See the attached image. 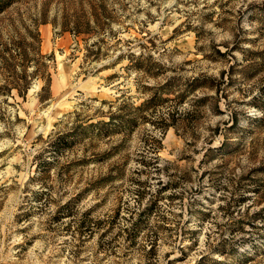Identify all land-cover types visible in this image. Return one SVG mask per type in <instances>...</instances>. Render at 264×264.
<instances>
[{"label":"rangeland","instance_id":"obj_1","mask_svg":"<svg viewBox=\"0 0 264 264\" xmlns=\"http://www.w3.org/2000/svg\"><path fill=\"white\" fill-rule=\"evenodd\" d=\"M16 9L45 18L50 95L40 77L0 93V264H263L264 0H23L1 44ZM4 64L0 84L23 82ZM154 94L134 127L78 139L30 180L47 140Z\"/></svg>","mask_w":264,"mask_h":264},{"label":"trees","instance_id":"obj_2","mask_svg":"<svg viewBox=\"0 0 264 264\" xmlns=\"http://www.w3.org/2000/svg\"><path fill=\"white\" fill-rule=\"evenodd\" d=\"M23 0H0V15L4 14L7 9H9L12 5L20 3ZM25 10L16 9L14 11V16L10 17L9 23L12 29L21 28L22 32L18 34L16 40L7 42L5 44L0 43V58H4V69H7L8 76L10 78L22 79L23 82H13V83H2L0 84V93L2 94H10L11 90H14L15 93L24 98L26 91L29 87V81L26 78L31 77H40L42 84L40 85L37 93L36 98L38 102H43L46 100L49 95V74L46 70L47 63L46 60H49L51 57L50 54H42L39 49V32L38 26L45 21L44 16L36 17V16H29ZM25 19L29 20V29L23 25ZM18 31V29H17ZM215 53L219 56H223L227 49L224 51H218L217 49L214 50ZM259 54L262 55V63H264V50L261 51ZM2 55H6L5 57ZM35 57L40 58L41 61L38 62ZM31 64L33 66L32 70L29 73H25L26 67ZM230 65L229 67H231ZM16 69L19 73H16ZM222 76V72L220 73ZM219 81L217 79L211 77H196L193 78L191 83H194L192 86H206L208 88H213L214 93H217L216 84ZM184 97V94H178L175 96L177 103L181 102ZM163 97L158 94H154L149 98L144 99L139 104L132 106L127 109L128 112L124 114L119 113H110L106 120L98 119L94 122H87L85 124H75L72 126L70 132L65 134H59L46 141V144L43 146L41 151L33 156L34 160V174L30 177V180H39L44 177V175L48 174L50 168L54 165V160L56 156L62 152L64 148L70 147L74 144V142L78 141V139H82L83 137H106L116 133H121L127 131L134 127L137 123V113L141 110H147L150 108H154L156 105H159L163 101ZM126 106H119L118 109H126ZM144 116L141 117L143 119ZM2 118L0 114V119ZM168 121L172 120V114H167ZM264 119V116L258 118L257 120ZM164 121V120H159ZM158 123V122H157ZM171 123V122H170ZM167 122H163V126H166ZM49 152L51 158L46 159L43 153ZM100 159V158H98ZM75 163V162H74ZM72 163H67L65 167L70 166ZM107 177H102L100 179L102 183L105 181ZM91 187H86L87 190ZM85 188V189H86ZM38 191H34L36 193ZM72 199L66 200L62 205H58L56 208V213L63 210H68ZM264 264V263H263Z\"/></svg>","mask_w":264,"mask_h":264}]
</instances>
